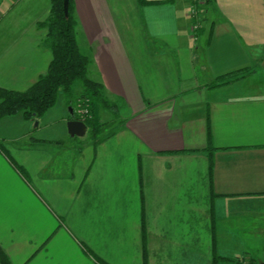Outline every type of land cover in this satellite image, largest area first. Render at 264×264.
Segmentation results:
<instances>
[{
  "label": "crops",
  "instance_id": "obj_1",
  "mask_svg": "<svg viewBox=\"0 0 264 264\" xmlns=\"http://www.w3.org/2000/svg\"><path fill=\"white\" fill-rule=\"evenodd\" d=\"M146 1L159 3L72 0L87 77L123 113L119 128L98 143L70 137L76 119L58 103L37 120L0 118L10 264H255L264 0H205L196 32L191 0ZM49 11L50 0H0L1 89L24 92L46 73L37 24Z\"/></svg>",
  "mask_w": 264,
  "mask_h": 264
},
{
  "label": "trees",
  "instance_id": "obj_2",
  "mask_svg": "<svg viewBox=\"0 0 264 264\" xmlns=\"http://www.w3.org/2000/svg\"><path fill=\"white\" fill-rule=\"evenodd\" d=\"M139 4L146 5L159 3V1L138 0ZM193 3V0H191ZM72 0H69L68 17L63 12V0H50V11L44 22L38 23V28H45V46L51 52V61L47 71L41 75L26 91L17 92L0 88V118L8 115L22 114L27 120H37L42 117L57 100L60 91L69 98L72 113L70 119L81 120L85 123L89 137L94 143L101 140L100 134L108 124L101 123L99 111L117 112L116 104L110 102L103 95V87L87 77L89 58L79 50L75 27L76 21L72 11ZM193 19L197 25L196 17ZM194 30V32H196ZM200 31V29H199ZM248 70H239L220 77L227 80L236 74L246 73ZM75 82L81 84L82 91L75 103L86 111L80 117L74 111L72 87ZM225 260L215 257V262ZM0 264H10L5 254L0 250ZM216 264V263H215Z\"/></svg>",
  "mask_w": 264,
  "mask_h": 264
},
{
  "label": "rangeland",
  "instance_id": "obj_3",
  "mask_svg": "<svg viewBox=\"0 0 264 264\" xmlns=\"http://www.w3.org/2000/svg\"><path fill=\"white\" fill-rule=\"evenodd\" d=\"M81 91H82L81 84L79 82H75L73 84V87H72V96H73V99H72L73 102L71 101L72 105H74V102L76 101V100L74 101V99H76L78 97V95L81 93ZM68 100H69V98H67L64 95V93L62 91H60L57 95L56 103H58L60 105L64 104L67 107V112L70 113L69 108H71V107H70V104L68 103ZM67 104H68V106H67ZM77 104H79V103H77ZM77 104L75 103L74 108L75 107L78 108ZM121 113L122 112H120V110H119L115 113L112 111L111 112L107 111V112L102 114L101 123H103L104 121H108V120H109V123L108 124L105 123L107 125L103 128V130L100 134V137L104 136L105 134H107L109 132L116 130L117 128H119L120 123H121L119 117H120V115L123 114V113L122 114ZM84 137L85 138L83 141L90 142L93 140L89 137L88 132ZM77 140H79V138H77ZM247 254H248L247 255L248 259L252 258L251 259L252 263L255 262V264H257V262L259 263L260 261H264V239H263V241H259L258 243H254L253 249L248 250Z\"/></svg>",
  "mask_w": 264,
  "mask_h": 264
},
{
  "label": "water",
  "instance_id": "obj_4",
  "mask_svg": "<svg viewBox=\"0 0 264 264\" xmlns=\"http://www.w3.org/2000/svg\"><path fill=\"white\" fill-rule=\"evenodd\" d=\"M69 0H63V12L65 18L68 17ZM70 113L71 109L69 108ZM67 133L70 137H83L86 134L87 128L81 120H68L66 122ZM258 264H264V261H260Z\"/></svg>",
  "mask_w": 264,
  "mask_h": 264
},
{
  "label": "built area",
  "instance_id": "obj_5",
  "mask_svg": "<svg viewBox=\"0 0 264 264\" xmlns=\"http://www.w3.org/2000/svg\"><path fill=\"white\" fill-rule=\"evenodd\" d=\"M205 4V0H193V3L191 4V10H190V14H191V18L197 16L200 11H201V7ZM197 28H199V26L197 25H193V29L196 30ZM77 114L80 117H83L86 113L85 110H83L82 108H80V103L77 104Z\"/></svg>",
  "mask_w": 264,
  "mask_h": 264
}]
</instances>
